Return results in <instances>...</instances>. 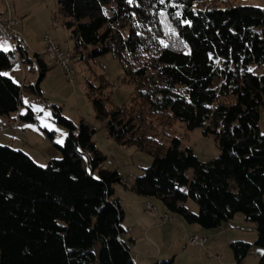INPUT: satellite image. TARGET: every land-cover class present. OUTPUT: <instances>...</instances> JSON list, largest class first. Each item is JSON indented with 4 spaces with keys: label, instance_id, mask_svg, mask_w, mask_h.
<instances>
[{
    "label": "trees",
    "instance_id": "1",
    "mask_svg": "<svg viewBox=\"0 0 264 264\" xmlns=\"http://www.w3.org/2000/svg\"><path fill=\"white\" fill-rule=\"evenodd\" d=\"M242 1L56 0L75 42L71 58L110 53L134 84L120 106L105 91L108 82L85 84L107 133L153 158L126 189L208 230L242 213L255 225L264 264V11ZM15 62L12 51L0 50V118L21 102V87L3 74ZM39 71L41 79L45 68ZM53 112L68 130L64 145L54 144L61 159L43 167L0 145V264H134L121 240L123 209L111 199L112 185L124 184L120 174L102 168L89 125L76 128ZM178 122L213 135L219 156L201 162L180 138L153 137ZM251 246L230 244L235 264Z\"/></svg>",
    "mask_w": 264,
    "mask_h": 264
},
{
    "label": "rangeland",
    "instance_id": "2",
    "mask_svg": "<svg viewBox=\"0 0 264 264\" xmlns=\"http://www.w3.org/2000/svg\"><path fill=\"white\" fill-rule=\"evenodd\" d=\"M242 3H244V5L258 7L264 11V0H244ZM9 9L12 12V16L19 20V24L16 28L21 31L24 36H27V34L25 33L26 30H23V25H27L31 28V32L33 33L31 34L33 36V45L34 47L38 46L39 49L45 47V45L43 46L41 43V38L44 37L43 35L49 33L52 36L51 31L62 30V24L58 19L60 14L56 0H0V13L2 14ZM57 36L59 38H55V42L59 45L64 54H68V51H74L75 42L72 37L69 36L65 39V36L60 33ZM0 43L4 45L3 49L7 48L6 52L9 53L11 50L10 43L1 36ZM0 50H2V47ZM42 57L49 60L46 55ZM15 60L18 61L16 58ZM22 61L25 76L22 75L23 72H20L21 74L17 77L14 76L13 79L21 87V103H23V106L20 110L13 113V115L27 116L29 111L28 107L32 108L34 119L23 120L22 124L27 123V126L30 127L31 137L27 140L30 141L29 144L34 146V148L19 145H0L24 151L38 165L43 167L46 166L47 162L51 159H61L62 155L55 148L54 144L63 146L68 135V130L58 122L57 116H54L53 110L57 109L60 116L71 122L74 127L77 128L81 122H84L95 131L92 135V139L97 149L105 157L102 168L109 171H117L120 174L124 184L112 185L111 199L121 197L124 216L120 221V226L123 229L121 235L124 236V239L127 240L129 237L136 238L138 235L136 232H133V230L141 227L142 229L139 231L143 232L147 226V220L150 218L156 219L157 215L159 221H162V217L167 214L174 219V224L177 225L176 220L178 221L180 216L167 213L161 201L154 198H144V200L150 199V201L143 200L144 203L150 202L157 208L156 212L154 211L155 214L153 212L150 213L146 209V204L143 203L139 208V206L134 203L133 197L137 195H135L134 192L132 193V191H127L125 186H130L137 177L143 175L144 170L152 164L153 158L148 153L139 151L135 146H122L117 143L107 133L106 122L96 115L91 101L86 96L85 84L87 80L93 82L95 86L100 85L103 81V83L108 82L109 84L105 91L111 95L114 105L120 106L129 101L134 90V84L124 78L119 61L113 58L110 53L100 55L94 59L88 56V52H84L83 59L80 54L78 56L76 55L70 60V68L74 71L71 81L65 76L62 67L53 63L46 77H43L40 81L41 95H38L36 91L38 75H35V73L31 71L30 63L24 60ZM50 62L52 61H49V63ZM17 69L21 68L16 63L13 70ZM9 73L10 71L3 72V74L8 75ZM24 77H29L25 86L23 82ZM260 128L261 132L264 134V109L262 110ZM161 131L165 134L156 133L153 135L156 140L161 143L169 144L171 137L180 138L182 144L190 147L201 162L211 161L219 156L220 150L214 136L210 134L205 135L202 128H195L191 131H187L184 125L178 122L173 128ZM51 148L55 150V153L51 152ZM192 174V170L187 172L189 178L192 177ZM187 206L194 210L197 205L192 200H189ZM144 214L145 217L143 219ZM231 221L233 230L225 227H222V229L221 227L209 230L206 229L207 232H223V235L220 236L227 241L224 242L223 239L220 238L215 242L214 252L209 249L213 256L207 259L205 255L203 261H194L193 256L190 258L189 262H183V264H190L191 262L195 264H235L233 252L230 245H228L229 239H232L231 241L234 242L243 241L252 244L249 252L242 259L241 264H258L261 258L259 252L261 251L262 254L263 250L254 245L257 239L254 224L246 221L242 213H237L236 217ZM223 224H226V222H223ZM163 228L167 229L166 227ZM198 236L206 237L202 235ZM130 247H132V245ZM183 261H185V258H183Z\"/></svg>",
    "mask_w": 264,
    "mask_h": 264
},
{
    "label": "crops",
    "instance_id": "3",
    "mask_svg": "<svg viewBox=\"0 0 264 264\" xmlns=\"http://www.w3.org/2000/svg\"><path fill=\"white\" fill-rule=\"evenodd\" d=\"M8 13L12 15V12L10 9H9ZM8 13H6V11H5L2 14L7 16ZM18 24H19V20H18ZM18 24H17V26H18ZM61 27H62V30H54V31L50 30L52 32V36H51V34L48 33L54 41L56 40L55 38L58 37L57 35H59V33L62 34L63 36H65V39H67L69 36L71 37L70 31L68 29H66V27L63 25H61ZM23 30L27 31V32L25 31L27 36H24L23 33L19 30H18V32L21 35V37L26 40L28 47L25 50V56L24 57L22 56L21 61H16V63L19 65V67L21 69L13 70L15 65H16V63H15L14 66L10 70H8V71H10L9 75L8 74H4V75L13 79L14 76L17 77L23 72L22 75L25 76L24 66H23L22 60H24L27 63H30L31 71L34 72L35 75H38V82L36 85V91H37L38 95H41L42 91L40 88V81L43 79V77H46L48 70L51 67V64H53V63L55 65H58V64H56L53 60H51L47 56V54L44 53V48L39 49L38 46L34 47L33 40H32L33 36L31 35L33 33L31 32L32 30L30 27H28L27 25H23ZM41 43L44 46L43 37L41 38ZM10 45H11L10 51H12V44L10 43ZM0 46L2 47V50H4L3 49L4 45L0 43ZM4 52H6V51H4ZM42 52H43V54H42ZM68 53L72 54L74 52L68 51ZM41 55L42 56L46 55L48 57L47 59H49V60H46L45 57H42ZM38 59H40L41 61L38 62ZM49 61H52V62L49 63ZM40 66L45 68L44 76L41 79H39V72H40L39 68H40ZM28 79H29V77H24V81H23L24 86L27 84ZM13 81L16 84H18L14 79H13ZM69 81H71V80H69ZM22 106H23V103L20 102V105L18 106L17 111L20 110ZM28 110H30L32 112V119L31 118H25L23 116L13 115V113H15L17 111L11 113L7 117H1L0 118V124H6L8 121L18 123L17 124L18 126L16 128H13V129L8 128L4 131H0V142H2L0 144H5V145H9V146H17V145L28 146L30 148H34V146H31L29 144L30 141L27 140L28 138L31 137V133H30V129H29L30 127L27 126V123L22 124L23 120H26V119L33 120L34 119V112H33L32 108L28 107ZM54 151L55 150L51 148V152L55 153ZM127 191H129V190H127ZM135 195H137V196H134L135 198L133 197V200H134V203L139 206V208L141 207V205L144 203L145 200L150 201V199L144 200V197H142L136 193H135ZM115 200L119 203L120 207L122 208L121 197H117ZM186 205H187V203H186ZM156 210H157V208H156ZM190 210L196 213L198 209L196 206V208L194 210L193 209H190ZM155 212H153V213L155 214ZM150 213H152V212H150ZM144 217H145V214L143 215V219H144ZM234 217H236V215H234ZM156 219L150 218L149 220H147L148 223H147V226L145 227V230L143 232L139 231L140 229H142L141 227H138V229H136V230L132 229L133 232H136V234L138 236L136 238L129 237L127 240H129L130 243H129V241L124 239V236L121 235V240H123V242L127 245L134 264H155L159 261H171L172 264H183V262H189L190 258H192L193 256H194V261H201V260L203 261L205 255L207 256V259H208V257L213 256V254L210 253L211 252L210 250H213V252H214L215 242H217V240L221 238L220 235H223V232H217V231L207 232L206 229L200 227L199 225L188 224L181 216H180L178 221L176 220L177 225L174 224V222H173L174 225L171 224L170 226L162 225L161 221H159L158 215H157ZM232 219L226 221V224H223V222H222L219 227H221V229H222V227L223 228L225 227L227 229L233 230V227H231V223H232L231 220ZM163 227H166L167 229H165ZM254 230L256 232L255 225H254ZM125 233H127V232H125ZM198 235L206 236V237H204L206 239L204 244L200 245V244H196V243H190L189 239L193 236H198ZM221 239H223L224 242H227L226 240H224V238H221ZM231 240L230 239L228 240L229 241L228 245H230L232 242H234ZM241 242H243V241H241ZM130 244L132 245V247H130L131 246ZM259 255H261V251L259 252ZM183 258H185V261H183ZM233 259H234V256H233ZM235 262L236 261L234 259V263ZM190 264H195V263L191 262ZM239 264H241V262Z\"/></svg>",
    "mask_w": 264,
    "mask_h": 264
},
{
    "label": "built area",
    "instance_id": "4",
    "mask_svg": "<svg viewBox=\"0 0 264 264\" xmlns=\"http://www.w3.org/2000/svg\"><path fill=\"white\" fill-rule=\"evenodd\" d=\"M18 20L13 16H5L0 13V36L3 39H6L9 43L12 44L13 48L19 52H25L28 47V44L24 38L19 35L16 26ZM14 40V41H13ZM44 49H46L47 56L53 60L56 64L60 65L65 73V76L72 80L73 70L66 66V64H61V53L58 50V44L54 42L49 34L44 35L43 37ZM16 122L8 121L6 124H0V131H4L8 128H16L18 125ZM146 209L150 212L155 211V206L151 203L146 202ZM173 218L162 217V225L168 226L173 223ZM204 237L193 236L189 239L190 243H196L203 245L205 242Z\"/></svg>",
    "mask_w": 264,
    "mask_h": 264
},
{
    "label": "bare ground",
    "instance_id": "5",
    "mask_svg": "<svg viewBox=\"0 0 264 264\" xmlns=\"http://www.w3.org/2000/svg\"><path fill=\"white\" fill-rule=\"evenodd\" d=\"M8 11H9V10H6V13H8ZM7 16H12V15L8 13ZM19 35H20V34H19ZM50 38L52 39L51 36H50ZM52 40H53V39H52ZM53 41H54V40H53ZM54 42H55V41H54ZM58 50H59V52L61 53V64H66V66L70 68L71 54H70V53H68V54H64V53L62 52L61 48L59 47V45H58ZM44 52H45V54H46V49H44ZM12 53L14 54L15 58H16L18 61H21L22 56H23V57L25 56V52H19V53H18V51H16V50L13 48V46H12ZM70 69H71V68H70ZM73 73H74V72H73ZM149 203H150V202H149ZM151 205H153V204L151 203ZM164 217H166V218H172L171 216H169V215H167V214L164 215Z\"/></svg>",
    "mask_w": 264,
    "mask_h": 264
},
{
    "label": "snow or ice",
    "instance_id": "6",
    "mask_svg": "<svg viewBox=\"0 0 264 264\" xmlns=\"http://www.w3.org/2000/svg\"><path fill=\"white\" fill-rule=\"evenodd\" d=\"M5 51H7V48H4Z\"/></svg>",
    "mask_w": 264,
    "mask_h": 264
}]
</instances>
